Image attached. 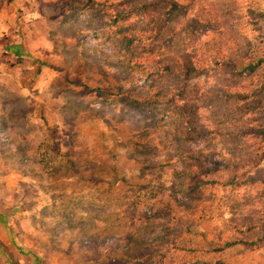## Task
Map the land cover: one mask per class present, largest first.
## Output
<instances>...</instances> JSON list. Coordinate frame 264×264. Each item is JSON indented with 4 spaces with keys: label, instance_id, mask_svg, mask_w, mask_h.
<instances>
[{
    "label": "rangeland",
    "instance_id": "obj_1",
    "mask_svg": "<svg viewBox=\"0 0 264 264\" xmlns=\"http://www.w3.org/2000/svg\"><path fill=\"white\" fill-rule=\"evenodd\" d=\"M166 9L0 0V264L151 261L187 195L196 219L180 238L205 264H264V60L241 72L264 58V0ZM127 157L144 171L110 164ZM68 160L81 174L44 167ZM129 200L161 222L124 252Z\"/></svg>",
    "mask_w": 264,
    "mask_h": 264
},
{
    "label": "trees",
    "instance_id": "obj_2",
    "mask_svg": "<svg viewBox=\"0 0 264 264\" xmlns=\"http://www.w3.org/2000/svg\"><path fill=\"white\" fill-rule=\"evenodd\" d=\"M160 2H164L167 5V9L165 10V14L167 15L166 19H171L172 14H174L176 11L180 10H186L188 9L193 0H189L185 3H182L178 0H158ZM152 4H157L156 1L146 3L142 2V7H148L151 6ZM152 21L157 22L155 18H153ZM264 58L258 59L256 61L249 62L247 65H245L242 69L241 72L244 71H251L254 70L257 66H260ZM145 102L147 104H155L158 102V98L154 97H149L145 99ZM189 137V136H188ZM123 161V163L121 162ZM155 161L154 164L156 163H161L164 162L162 159H156L153 160ZM68 163H63V162H57V163H52L49 164V166H44L48 168V171H51L55 177L59 178H66L70 177L72 175L76 174H81V169L79 166L75 165L71 160L67 161ZM124 163L128 165H134L139 167L141 171H144V168L146 167V164L144 163L143 158H138V159H131L129 157L127 158H116L114 161H111L110 164L113 165L114 169L116 167H122ZM86 172H90L89 168L87 167ZM123 180V185L127 184L130 182L128 179H122ZM133 181L135 183L143 184L144 182L142 181L140 176H133ZM107 187L106 191L108 193L107 197H111L112 192H110V189L114 187V182L113 181H108L107 182ZM131 196V195H129ZM175 202L177 205H180V208H182L183 214H178L176 215L174 212L169 211L166 213L168 220L165 222H162L163 225L158 229V236L161 238L160 241L156 242L154 245V248L149 250V253H151V261L144 262L142 264H205V260L201 257V254L199 253L200 247L197 244L191 243V240L187 239H181L180 236L188 231V228H185V220L188 218L190 220L196 219V209L193 208L192 201L194 200V197L192 195H187L186 197H179V198H174ZM130 204L129 207H126V211L128 215L134 214L132 216V222L128 224L127 231L125 232V237L122 243L117 247V249H120L124 252H130L132 250V240H134L137 236H139V228L142 226L143 230L148 229L149 223H158L161 222L160 220V215L159 211L157 213L152 211V208H149L150 214L147 213L146 210H140V208H137L136 202L134 200H129L127 202ZM161 203V202H160ZM167 209H172L173 206H167ZM168 211V210H167ZM144 215V217H142ZM155 215V216H152ZM158 216V217H157ZM157 217V218H155ZM186 218V219H185ZM171 220L175 221L174 225H171ZM176 222H179L180 226L177 225ZM166 236V237H164ZM164 237V238H163ZM228 245V244H227ZM176 252L179 253H188L190 255L189 258L179 257ZM202 252V250L200 251ZM218 264H223L221 261H217ZM131 264H137V263H131Z\"/></svg>",
    "mask_w": 264,
    "mask_h": 264
},
{
    "label": "crops",
    "instance_id": "obj_3",
    "mask_svg": "<svg viewBox=\"0 0 264 264\" xmlns=\"http://www.w3.org/2000/svg\"><path fill=\"white\" fill-rule=\"evenodd\" d=\"M23 258H24L23 256H20L19 260L21 261V260H23Z\"/></svg>",
    "mask_w": 264,
    "mask_h": 264
}]
</instances>
